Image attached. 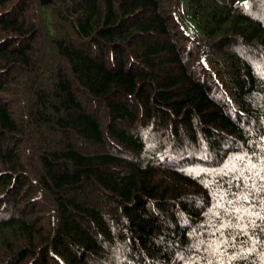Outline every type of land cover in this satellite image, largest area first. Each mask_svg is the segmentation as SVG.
Instances as JSON below:
<instances>
[{
    "label": "trees",
    "instance_id": "obj_1",
    "mask_svg": "<svg viewBox=\"0 0 264 264\" xmlns=\"http://www.w3.org/2000/svg\"><path fill=\"white\" fill-rule=\"evenodd\" d=\"M0 264H264V0H0Z\"/></svg>",
    "mask_w": 264,
    "mask_h": 264
}]
</instances>
